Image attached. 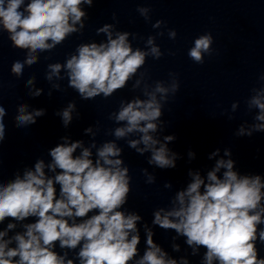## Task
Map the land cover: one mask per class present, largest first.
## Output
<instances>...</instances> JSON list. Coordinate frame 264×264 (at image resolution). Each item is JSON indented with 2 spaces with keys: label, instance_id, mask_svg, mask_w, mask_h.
Segmentation results:
<instances>
[{
  "label": "clouds",
  "instance_id": "obj_1",
  "mask_svg": "<svg viewBox=\"0 0 264 264\" xmlns=\"http://www.w3.org/2000/svg\"><path fill=\"white\" fill-rule=\"evenodd\" d=\"M92 3L93 0H28L27 3L25 0H0V27L9 33L16 48L29 50L23 63H13L12 73L20 76L24 64L36 63L34 53L60 44L66 36L77 31V23L82 28L85 12L80 6H91ZM138 11L143 15L147 9ZM161 23L157 21L153 27H159ZM110 28L111 25H105L98 30L107 34V43L80 45L78 55L71 56L65 65L48 66L50 74L47 79L58 76L65 67L69 86L83 99L100 94L108 98L126 86V82L145 64L146 56L161 57L153 37L147 40V45L151 46L149 52L134 51L127 32L117 33L113 38ZM176 35L175 30L169 32L172 39ZM213 42L211 33L199 36L188 56L196 64H203L204 54H213ZM260 79L264 80V76ZM28 83L31 84L32 80ZM139 83L138 80L134 87ZM178 89L176 80L170 87L157 82L153 91L145 90L148 99L122 104L115 114V120L125 122V126L116 128L114 135L123 138L133 132L141 133L139 140L129 141V146L140 154L150 150L149 164L161 169L175 168L176 164L175 154L170 156L165 144L156 147L159 141L149 134L157 130L154 121L161 116L157 93L164 99L169 91L175 93ZM39 94L37 90L35 95ZM250 104L260 110L256 119L264 122V90L254 96ZM74 107L70 103L61 113L65 126L72 120ZM43 114V110L28 113L26 106L21 105L16 117L18 126L34 124L35 117ZM4 115L5 109L0 107V142L4 139ZM254 129L264 130V123L254 125ZM239 134H244L243 128ZM251 134V131L247 133ZM173 139V136L165 137L166 141ZM140 143L143 148L137 147ZM81 146L82 142L76 141L50 149L52 163L47 167L53 172L59 169L54 177L46 176L45 163L38 160L34 171L26 170L23 177L17 175L9 183H0V223L6 218L16 221L35 218V222L23 225L25 231L9 239L5 237L9 230L16 228V224L8 223L7 228L0 231V264H74L72 259H66L67 252L61 255L55 250L57 242L61 249L79 247V264H130L137 257L140 237L136 225L141 217L134 213L125 215L119 210L130 193L128 168L121 167V159H114L120 156L121 149L113 142L104 143L97 149L94 162L88 148H83L79 156L73 155ZM225 155L230 152L226 150ZM233 167L231 159L218 160L215 168L207 174V183L199 173H189L193 179L186 190L177 193L178 207L156 211L153 223L186 237L189 246L206 248L205 264H213L214 260L219 264H264L256 247L257 239L264 243V229L259 232L257 229L258 225L264 224V183L259 175L239 176ZM221 168L225 169L222 178L217 175ZM148 182H154V177L149 176ZM94 210L95 214L89 215ZM152 235L148 230L147 247L135 264H177L153 242ZM13 242L15 246L10 247ZM174 249L179 250V246L174 245ZM182 264H188V261L183 260Z\"/></svg>",
  "mask_w": 264,
  "mask_h": 264
}]
</instances>
